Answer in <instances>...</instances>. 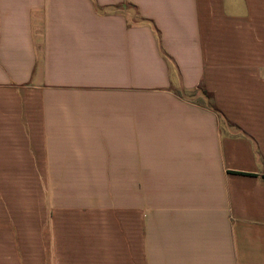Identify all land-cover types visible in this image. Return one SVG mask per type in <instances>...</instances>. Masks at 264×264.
<instances>
[{
    "label": "crops",
    "instance_id": "obj_1",
    "mask_svg": "<svg viewBox=\"0 0 264 264\" xmlns=\"http://www.w3.org/2000/svg\"><path fill=\"white\" fill-rule=\"evenodd\" d=\"M0 175V264H264V0H0Z\"/></svg>",
    "mask_w": 264,
    "mask_h": 264
},
{
    "label": "rangeland",
    "instance_id": "obj_2",
    "mask_svg": "<svg viewBox=\"0 0 264 264\" xmlns=\"http://www.w3.org/2000/svg\"><path fill=\"white\" fill-rule=\"evenodd\" d=\"M119 11L125 14L130 21L138 20L137 13L129 4L121 5L119 7ZM185 96L186 98L202 102L204 104L210 103L209 96L204 94L202 91L187 93ZM14 176L15 175H0V213L2 208H4L5 214H16L23 212L24 206L22 205L21 199L22 191L21 189H18L17 191L15 189L16 184L10 181V178ZM2 187H4V189H2Z\"/></svg>",
    "mask_w": 264,
    "mask_h": 264
},
{
    "label": "trees",
    "instance_id": "obj_3",
    "mask_svg": "<svg viewBox=\"0 0 264 264\" xmlns=\"http://www.w3.org/2000/svg\"><path fill=\"white\" fill-rule=\"evenodd\" d=\"M203 93L207 95V93H206V92H203ZM207 96H208V95H207ZM209 99H210V98H209ZM209 105H210V106H212L211 99H210V103H209Z\"/></svg>",
    "mask_w": 264,
    "mask_h": 264
}]
</instances>
